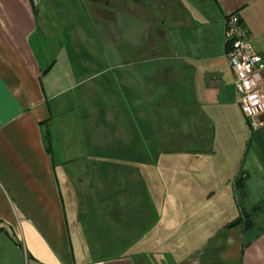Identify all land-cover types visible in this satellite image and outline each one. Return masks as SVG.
Masks as SVG:
<instances>
[{"label": "crops", "instance_id": "obj_1", "mask_svg": "<svg viewBox=\"0 0 264 264\" xmlns=\"http://www.w3.org/2000/svg\"><path fill=\"white\" fill-rule=\"evenodd\" d=\"M127 5L0 0V264H264V125L224 46L238 12L264 58V0L140 4L143 44ZM124 15L108 65L89 23Z\"/></svg>", "mask_w": 264, "mask_h": 264}, {"label": "built area", "instance_id": "obj_2", "mask_svg": "<svg viewBox=\"0 0 264 264\" xmlns=\"http://www.w3.org/2000/svg\"><path fill=\"white\" fill-rule=\"evenodd\" d=\"M224 46L234 75L236 103L252 130L264 125V58L254 48L251 34L238 12L224 22Z\"/></svg>", "mask_w": 264, "mask_h": 264}, {"label": "rangeland", "instance_id": "obj_3", "mask_svg": "<svg viewBox=\"0 0 264 264\" xmlns=\"http://www.w3.org/2000/svg\"><path fill=\"white\" fill-rule=\"evenodd\" d=\"M77 1V0H76ZM153 1V0H149ZM127 9L136 10L138 11V26L135 29L134 27V35L138 36V40L140 44L145 43L147 30L145 25V20L148 18V11L143 10V7L138 6L137 4L129 3ZM122 17V16H121ZM119 18L121 21L116 23L115 21L108 22L107 24L97 22L95 19L92 20L90 24V33L93 35V39L95 44H93V47H97L102 53L107 52L108 53V59L106 63L108 65H115L117 63L115 58H111L110 54L112 53V50H115L116 46L119 49H123L124 51H128V49L131 46V35L133 32V26L131 23V17L124 15L125 19ZM127 17V18H126ZM123 21V22H122ZM75 23L78 26L79 20H75ZM79 31V29H77ZM118 34L123 33V38H118Z\"/></svg>", "mask_w": 264, "mask_h": 264}, {"label": "flooded vegetation", "instance_id": "obj_4", "mask_svg": "<svg viewBox=\"0 0 264 264\" xmlns=\"http://www.w3.org/2000/svg\"><path fill=\"white\" fill-rule=\"evenodd\" d=\"M106 3H111V2H122L124 4H129V3H133V4H137V5H140V4H147L149 3L150 1L149 0H105Z\"/></svg>", "mask_w": 264, "mask_h": 264}, {"label": "trees", "instance_id": "obj_5", "mask_svg": "<svg viewBox=\"0 0 264 264\" xmlns=\"http://www.w3.org/2000/svg\"><path fill=\"white\" fill-rule=\"evenodd\" d=\"M236 223H238V221L234 222L233 224H236Z\"/></svg>", "mask_w": 264, "mask_h": 264}]
</instances>
